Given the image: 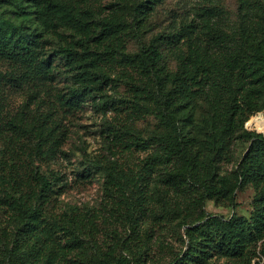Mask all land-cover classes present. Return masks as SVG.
<instances>
[{
	"label": "rangeland",
	"instance_id": "374dc122",
	"mask_svg": "<svg viewBox=\"0 0 264 264\" xmlns=\"http://www.w3.org/2000/svg\"><path fill=\"white\" fill-rule=\"evenodd\" d=\"M60 1L73 17L89 24L88 32L71 26L61 28L68 40L74 39L73 35L92 33V37L103 24L134 22L129 6L133 0ZM141 29L146 31L143 38L147 42L158 32L186 35L179 49L188 55L193 40L216 64L217 81L222 84L243 81L238 77H245L243 91L251 94L260 85L252 82V72L241 76L242 72H232L228 63L234 57H251V47L264 37V0H158ZM58 39L57 33L53 34L48 51H53ZM90 41L95 52L115 46L135 53L141 47L132 28L116 32L107 41ZM178 61L172 57V69H177ZM100 64L120 79L118 87H107L108 98L96 96L95 100L90 98L82 106L70 109L62 100L68 93L67 75L60 72L50 80H37L34 77L39 73L33 72L30 77H23L21 64L0 56L4 81L0 93V169L11 163L20 170L39 166L49 175L59 173L62 179L58 196L47 205L46 220L55 223V227L42 228L29 244L22 246L17 223L7 208H0V264H167L187 249L186 227L181 226L183 216L196 219L205 210L225 219H250L255 213L257 191L252 184L237 189L234 204L214 199L201 204L189 192L174 190L156 176L143 210H129L126 202L134 199L122 196L117 189L111 193L106 170L117 166L133 174L141 171L155 150L147 143L146 147L135 143L153 137L160 129L161 118L147 108L154 104L151 96L127 82L129 74L146 81L138 71L106 56L101 57ZM227 92L224 88L223 95ZM207 99L202 95L196 102L195 122H200L196 112L199 119L208 115ZM104 100L109 104L105 109L98 105ZM51 126H56L54 141L46 138ZM244 127L264 133V111L252 115ZM250 144L237 134L228 159L221 164L223 175L239 167ZM95 162L104 169L84 176L83 170ZM172 165L157 164L156 169L165 171ZM74 236L79 237L78 242L69 240ZM263 248L264 237L257 243L251 264H264ZM214 261L235 264L224 257Z\"/></svg>",
	"mask_w": 264,
	"mask_h": 264
},
{
	"label": "trees",
	"instance_id": "16d2710c",
	"mask_svg": "<svg viewBox=\"0 0 264 264\" xmlns=\"http://www.w3.org/2000/svg\"><path fill=\"white\" fill-rule=\"evenodd\" d=\"M157 4L158 0H133L129 4L133 23L103 24L92 37V33L73 35L75 38L68 40L61 28L71 26L88 32L89 24L73 17L63 1L0 0V56L21 64L23 77H30L33 72L39 73L34 77L37 80H50L60 72L67 75L68 93L62 100L70 109L82 106L90 98L95 100L96 96L108 98L107 87H118L120 79L100 64L102 56L120 60L138 71L146 81L129 74L127 82L134 88H143L151 96L154 104L147 108L160 116L161 126L149 140L140 138L142 142L135 144L144 147L149 144L155 151L136 174L117 166L106 170L108 188L111 193L117 189L122 196L134 199L126 202L129 210L137 207L143 210L156 176L174 190L189 192L201 204L207 199L234 204L237 189L252 184L257 194L256 211L250 219L236 216L225 219L205 210L196 219L183 216L181 226L186 227L187 249L167 263L217 264L214 259L224 257L234 260L235 264H251L257 243L264 237V134L245 128L244 123L255 113L264 111V37L257 46L251 47V57H234L228 63L229 69L242 72L241 76L252 72V82L260 84L252 89V94L246 93L243 91L245 77L239 76L243 81H229L227 85L217 81L216 64L191 38L189 54L185 55L179 49L186 36L183 33L158 32L149 42L144 41L146 31L141 25ZM126 28H132L141 40L138 52L130 53L115 46L103 52L90 48V39L107 41ZM55 33L59 42L50 52L49 40ZM172 57L179 60L176 70L170 65ZM2 79L0 73V93ZM224 88L227 95H223ZM202 95L208 98L210 110L200 119L196 112V120L200 122H195L194 109ZM98 105L105 109L109 106L108 100ZM238 133L251 143L249 150L236 170L223 175L221 164L228 159ZM55 134L56 126H51L46 138L54 141ZM157 164L173 167L159 171ZM6 167L0 169V208H7L10 218L17 223L18 239L23 246L37 237L42 228L55 227V223L49 224L46 220L47 205L58 196L62 179L59 173L49 175L39 166L20 170L11 163ZM101 168L104 169L95 162L83 170V175L90 177L94 170ZM72 233L75 234L74 229ZM78 239L74 236L69 240L78 242Z\"/></svg>",
	"mask_w": 264,
	"mask_h": 264
},
{
	"label": "water",
	"instance_id": "95a60500",
	"mask_svg": "<svg viewBox=\"0 0 264 264\" xmlns=\"http://www.w3.org/2000/svg\"><path fill=\"white\" fill-rule=\"evenodd\" d=\"M261 133H263V132H261ZM264 134V133H263Z\"/></svg>",
	"mask_w": 264,
	"mask_h": 264
}]
</instances>
